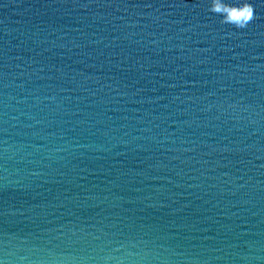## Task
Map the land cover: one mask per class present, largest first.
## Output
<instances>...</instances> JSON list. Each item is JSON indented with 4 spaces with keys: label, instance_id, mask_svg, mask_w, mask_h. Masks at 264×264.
<instances>
[{
    "label": "water",
    "instance_id": "obj_1",
    "mask_svg": "<svg viewBox=\"0 0 264 264\" xmlns=\"http://www.w3.org/2000/svg\"><path fill=\"white\" fill-rule=\"evenodd\" d=\"M0 0V264H264V0Z\"/></svg>",
    "mask_w": 264,
    "mask_h": 264
},
{
    "label": "clouds",
    "instance_id": "obj_2",
    "mask_svg": "<svg viewBox=\"0 0 264 264\" xmlns=\"http://www.w3.org/2000/svg\"><path fill=\"white\" fill-rule=\"evenodd\" d=\"M211 13L222 17V23L230 24L237 29L246 28L254 19L255 9L251 3H243L240 6L226 4L224 0H211Z\"/></svg>",
    "mask_w": 264,
    "mask_h": 264
}]
</instances>
